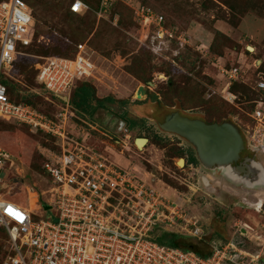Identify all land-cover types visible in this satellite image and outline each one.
Listing matches in <instances>:
<instances>
[{
  "label": "rangeland",
  "instance_id": "rangeland-1",
  "mask_svg": "<svg viewBox=\"0 0 264 264\" xmlns=\"http://www.w3.org/2000/svg\"><path fill=\"white\" fill-rule=\"evenodd\" d=\"M33 1L39 11L44 6L49 8L72 34L83 32L87 56L97 66L90 81L98 97L113 96L118 101L106 103L93 116L70 113L71 136L85 139L121 167L136 168L142 179L178 205L185 220H174L160 228L154 226L158 230L186 236L187 242L194 244L196 253L213 252L215 247L233 243L242 252V264H264V203L256 209L258 199L254 196L256 191L264 189L262 165H252L258 173L256 179L244 180L230 167L224 168V172L218 168L207 169L188 140L160 126L168 113L178 110L182 115L208 123L232 121L248 136V130L255 127L253 115L257 100H264V91L256 89L260 78H264V0H234L243 11L235 17L220 0H114L112 8L103 16L98 15L99 10L94 16H67L69 0ZM138 4L165 16L167 27L190 34L192 44L182 48L169 42L163 55L151 54L139 41L141 28L137 19L134 23L130 18L129 8L135 10ZM116 14L122 16L121 22ZM39 25L42 30L50 27L45 19ZM38 40L50 42L46 36ZM212 42L215 50L210 48L203 56L197 48L201 43ZM24 52L18 57L19 69L23 71L13 73L12 69H3V78L12 76L20 87L36 88L41 95L35 100L42 109L50 113L59 111L63 104L54 98L48 99L49 95L35 81L34 70L43 58L36 51ZM22 61L32 63L24 69ZM218 62L228 69L237 66L242 70L236 81L240 86L233 88L232 84L229 88L233 97L228 98L223 92L227 79L216 65ZM138 67L147 68L146 80L136 75ZM149 82L154 85L150 86ZM141 85L150 87L158 98L138 99L137 90ZM120 100L127 103L120 104ZM124 110L133 119L142 118L133 129L120 118ZM51 137L17 121L0 119V149L14 162L0 172V196L29 208L34 220H55L58 214L55 209H45V202L53 200L54 185L49 172L42 168L41 150L54 146L56 139ZM137 138H147L148 142L144 140L140 145L136 143ZM248 152L244 150L241 156H249ZM191 157L197 162L190 163ZM250 157L256 161L261 158L254 154ZM181 159L185 161L183 166ZM16 177L23 178V183L9 186V179ZM112 202L118 204V200ZM3 227L0 224V260L4 250ZM196 227L200 233L194 235ZM158 233L154 229L150 236L157 237Z\"/></svg>",
  "mask_w": 264,
  "mask_h": 264
},
{
  "label": "built area",
  "instance_id": "built-area-1",
  "mask_svg": "<svg viewBox=\"0 0 264 264\" xmlns=\"http://www.w3.org/2000/svg\"><path fill=\"white\" fill-rule=\"evenodd\" d=\"M113 1L101 0L98 15L103 16ZM70 8L81 14L87 6L74 0ZM135 16L141 28L139 41L155 55H163L169 42L182 48L192 44L190 34L167 27L164 16L148 6L138 4ZM33 26L34 18L25 0H0V119L17 121L56 139L60 150L44 147L41 154L43 169L54 185L53 200L47 206L58 214L55 220H34L29 208L0 196V224L9 234V253L1 264H225L227 260L242 264V252L233 243L215 247L204 257L155 241L150 236L154 226L185 220L175 202L142 179L136 168L121 167L85 139L71 136L67 110L54 118L30 104L10 99L1 82L2 70L13 68L19 46L31 45ZM197 49L205 56L210 45L201 43ZM42 58L38 80L60 96L68 97L76 80H91L97 69L87 56L86 43L77 45L73 58ZM218 63L227 79L223 92L233 97L229 88L240 79L242 70ZM257 89L264 91V78L258 81ZM253 118L255 127L248 130V142L264 149V100H257ZM9 164L14 162L0 149V172ZM112 200H118V204L113 205ZM199 233L196 227L193 234Z\"/></svg>",
  "mask_w": 264,
  "mask_h": 264
},
{
  "label": "trees",
  "instance_id": "trees-1",
  "mask_svg": "<svg viewBox=\"0 0 264 264\" xmlns=\"http://www.w3.org/2000/svg\"><path fill=\"white\" fill-rule=\"evenodd\" d=\"M28 5L30 6L31 9V13L32 16L34 18V26L30 31V36L32 37V43L31 45L25 47V46H19V55L17 56L16 61L14 62L13 65V73H15V71H23L21 69H19L20 67V63L21 60L18 59V57L20 55H22V53H25V50H29V51H36L38 57L42 58V57H46V56H62V57H69V58H73L76 55L77 52V45L79 43H83L85 42V36H83V32H79V33H74L72 34L69 30H66L64 25H63V20H60L59 17H55L53 16L52 12H50L49 8H45L46 6H44V8L42 7V10L39 11L36 7V3L33 0H25ZM74 0H69V4L67 6V9L65 10V14L68 16H83L85 14H89V16H94L95 12H97L100 8V4H101V0H81L86 6L87 9L84 12V14H79V13H75L71 10L70 6L72 4ZM221 2H223L225 5H227L231 11L233 12V15L235 17V15L237 13H243V11L241 10L242 7H239L238 4L236 2H234V0H220ZM114 3V1H113ZM112 3V5H113ZM112 8V6L110 7V9ZM49 9V12L48 10ZM129 12H130V18H132V21L134 23H136V18H135V10L133 8H129ZM64 14V15H65ZM117 18L119 19V22L122 21V16L121 15H117ZM63 17V16H62ZM165 17V16H164ZM42 19L46 20V23L50 26V27H46L47 30H42L40 29V25H39V21H42ZM51 19V20H50ZM165 24L167 25V20L165 18ZM39 25V26H36ZM47 25V26H48ZM137 28L139 29L138 25ZM140 30V29H139ZM139 35H140V31H139ZM40 36H46L47 38H49L50 42L45 44V43H41L38 39ZM84 38V39H82ZM217 40V39H216ZM36 45L38 47H40L39 49H33V47H36ZM215 44H213V42L210 44V48L211 51H213V48L215 50ZM149 50V49H148ZM150 51V50H149ZM151 54L154 55L153 52L150 51ZM32 62L31 61H27L25 63H23L22 61V66L24 69L29 68L30 64ZM27 64V65H26ZM32 71L34 70V68H30ZM147 68L144 67H138L136 68V75L139 74V79L140 80H146V76L144 74V71ZM35 72V81H37V83H39L40 87L42 88L46 94L49 95V98H54L56 100H58L59 102H61L63 104L62 108L55 112V113H50L48 111H45L44 109H42L41 105H39V102H37L35 99L41 95V93L37 92L33 87H27V88H22L19 86V84L17 82H14L13 77H6L3 78V76L1 77V82L7 87V92L8 95L10 97V99L12 101H14L15 103H23V104H30L32 106H34L36 109H38L39 111H41L42 113L48 115L49 117H56L59 113L63 112V111H68L69 113V117L71 119L70 113L71 115H75L78 114L80 116H83L85 114H88L90 116H93V114L96 112L97 109L99 108H105L106 103H115L118 102L113 96H107V97H98L97 95V89L96 87L91 83L90 80H76L75 82V86L72 89L71 93L68 95V99L65 100L63 98V96H60L59 94H56L55 92L51 91L50 89H48L46 87V85L43 82H40L38 80V74H39V69L37 68L36 70H34ZM146 73V72H145ZM240 84L238 82H234L233 83V88L235 87H239ZM257 89V88H256ZM258 91H262L259 90ZM134 102H137L134 100ZM120 104H125L127 103L126 100H120L119 102ZM120 118L122 120H125L128 122V126L133 129L135 126L138 125L139 121L142 120V118L140 119H133L131 118V116L129 115V113L124 110L122 111V113L120 114ZM5 121V120H2ZM8 122V121H5ZM21 124V123H20ZM43 133V132H41ZM45 134V133H43ZM48 135V134H47ZM52 138V137H51ZM52 149L55 150H60V147L54 143V146H51ZM190 163H196V158L195 157H191V159L189 160ZM42 168H43V164H42ZM9 186L13 185V184H22L23 183V178L20 177H16L13 179H9ZM17 202H19V200L17 199ZM48 202H45L46 206H47ZM157 228H160V226H155ZM152 228L150 230V233L155 229L157 230V232H160L159 236L154 237L153 239L155 241H157L158 243L161 244H165V245H169L175 248H181L184 249L186 251H193L195 249L194 244H189V240L187 239L186 236L177 234V233H173V232H169V231H164V230H158L157 228ZM4 233V240H1V246L4 247L3 253H1V260H0V264L3 262V260L5 259V257L7 256V254L9 253V249H8V241H9V234L8 231L5 227H3V231ZM1 239V238H0ZM188 241V242H187ZM192 241H194L192 239ZM188 246V247H186ZM212 252V251H211ZM198 253L201 256H209L210 253Z\"/></svg>",
  "mask_w": 264,
  "mask_h": 264
},
{
  "label": "water",
  "instance_id": "water-1",
  "mask_svg": "<svg viewBox=\"0 0 264 264\" xmlns=\"http://www.w3.org/2000/svg\"><path fill=\"white\" fill-rule=\"evenodd\" d=\"M149 85L153 86L154 83L149 82ZM137 94L138 99L147 96H151L152 100L158 98V94L151 92L150 87L144 85L139 86ZM63 98L67 100L68 97L63 96ZM160 126L165 131L173 132L188 140L195 147L200 162L207 169L218 168L224 172V168L230 167L243 180L255 176L256 173L251 172V166L260 162L250 156L242 157V152L247 149L253 152L254 157L264 153V149L252 147L248 140L246 144V134H243L241 128L232 121L208 123L202 119L182 115L177 110L168 113ZM139 140L148 142L147 138H137L136 143ZM50 208V205L45 207L47 210Z\"/></svg>",
  "mask_w": 264,
  "mask_h": 264
},
{
  "label": "crops",
  "instance_id": "crops-1",
  "mask_svg": "<svg viewBox=\"0 0 264 264\" xmlns=\"http://www.w3.org/2000/svg\"><path fill=\"white\" fill-rule=\"evenodd\" d=\"M84 13V12H83ZM70 122V121H69ZM69 122H68V127H69ZM259 157H261L260 158V160H259V162H260V164L262 165V167H263V170H264V153H262V154H259ZM236 193V192H235ZM254 196H256L257 197V199H258V202H257V204H256V209H260L261 208V206H262V204L264 203V189L262 190V191H256L255 193H254ZM235 264L234 263V261H232V260H227L226 262H225V264Z\"/></svg>",
  "mask_w": 264,
  "mask_h": 264
},
{
  "label": "bare ground",
  "instance_id": "bare-ground-1",
  "mask_svg": "<svg viewBox=\"0 0 264 264\" xmlns=\"http://www.w3.org/2000/svg\"><path fill=\"white\" fill-rule=\"evenodd\" d=\"M250 51H254V48L253 47H250V49H249ZM126 126V125H125ZM145 142H144V140H139L138 141V144H140V145H143ZM185 164V161L184 160H181L180 161V165L181 166H183ZM253 169H255L253 166H251V172H254L253 171ZM235 171V170H234ZM236 172V171H235ZM237 173V172H236ZM256 173V172H255ZM238 174V173H237ZM258 173H256L255 174V176L252 178V179H256L257 177H258V175H257Z\"/></svg>",
  "mask_w": 264,
  "mask_h": 264
},
{
  "label": "snow or ice",
  "instance_id": "snow-or-ice-1",
  "mask_svg": "<svg viewBox=\"0 0 264 264\" xmlns=\"http://www.w3.org/2000/svg\"><path fill=\"white\" fill-rule=\"evenodd\" d=\"M9 212L11 213V214H13V215H19L18 213H15V212H13L11 209H9Z\"/></svg>",
  "mask_w": 264,
  "mask_h": 264
},
{
  "label": "flooded vegetation",
  "instance_id": "flooded-vegetation-1",
  "mask_svg": "<svg viewBox=\"0 0 264 264\" xmlns=\"http://www.w3.org/2000/svg\"><path fill=\"white\" fill-rule=\"evenodd\" d=\"M248 151H249V150H248ZM248 153H249V156H250L251 154H253V152H250V151H249ZM245 156H248V155H245Z\"/></svg>",
  "mask_w": 264,
  "mask_h": 264
}]
</instances>
